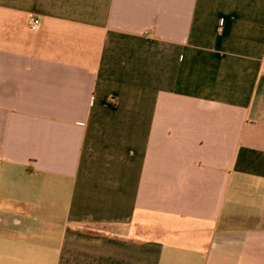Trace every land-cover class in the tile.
<instances>
[{
  "label": "crops",
  "instance_id": "obj_1",
  "mask_svg": "<svg viewBox=\"0 0 264 264\" xmlns=\"http://www.w3.org/2000/svg\"><path fill=\"white\" fill-rule=\"evenodd\" d=\"M0 264H264V0H0Z\"/></svg>",
  "mask_w": 264,
  "mask_h": 264
},
{
  "label": "built area",
  "instance_id": "obj_2",
  "mask_svg": "<svg viewBox=\"0 0 264 264\" xmlns=\"http://www.w3.org/2000/svg\"><path fill=\"white\" fill-rule=\"evenodd\" d=\"M42 19L39 16L36 15H30V20H29V28L33 32H37L42 28Z\"/></svg>",
  "mask_w": 264,
  "mask_h": 264
}]
</instances>
